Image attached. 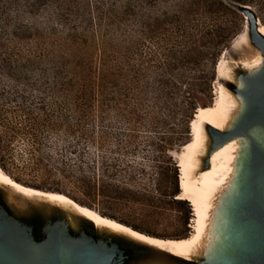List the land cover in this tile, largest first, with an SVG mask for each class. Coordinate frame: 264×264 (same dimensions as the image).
<instances>
[{
	"label": "trees",
	"instance_id": "16d2710c",
	"mask_svg": "<svg viewBox=\"0 0 264 264\" xmlns=\"http://www.w3.org/2000/svg\"><path fill=\"white\" fill-rule=\"evenodd\" d=\"M231 15L225 0H0V151L27 140L34 157L54 138L68 141L66 154L80 158L81 182L92 190L85 165L95 163L101 149L110 173L102 196H134L111 181L131 168L107 151L116 125L158 128L166 123L160 113L175 102L185 129L179 142L189 137L231 41ZM205 64L212 78L205 71L193 80L185 75L190 65ZM98 129L104 131L100 141ZM127 134L119 147L125 155L135 152L128 146L136 137ZM53 159L33 160L43 167ZM70 160L60 168L78 176ZM178 178L162 191L159 205L189 204L177 199Z\"/></svg>",
	"mask_w": 264,
	"mask_h": 264
},
{
	"label": "rangeland",
	"instance_id": "374dc122",
	"mask_svg": "<svg viewBox=\"0 0 264 264\" xmlns=\"http://www.w3.org/2000/svg\"><path fill=\"white\" fill-rule=\"evenodd\" d=\"M225 1L235 11V15L228 16L227 25L232 30V37L226 47L222 48V55L224 52H228V59L231 62L230 67L233 69V73H231V77L224 76L221 78V85L227 88L225 81H229L242 89V83L235 74V70L238 68L236 62L252 56H258L260 59L264 58L257 48L251 46L248 17L243 12L242 7L249 9L256 16L259 24L261 22L264 24V0H239L240 3ZM219 61L211 86L205 92L208 99L207 106L212 105L217 98L216 84L219 81ZM240 69L247 74H256L252 67L241 66ZM199 71H205L209 78L213 77L212 70L207 64L199 69L190 65L185 70V75L193 80L200 77ZM228 90L233 93L230 89ZM235 95L239 96L238 94ZM175 106L176 103L173 102L167 110L161 113L158 111L161 114L160 117L166 120V123L158 128H154L150 123L132 124L130 126L116 125L117 129L113 133L114 136L107 151L112 152L109 153L111 158L120 159L122 162L128 163L131 168L128 172L120 174L111 181L131 190L134 196L130 198L124 196L114 200L102 196L101 191L104 182L109 180L110 173L104 165L106 151L102 152L101 149H97L95 152V163L89 158L92 161L91 166L87 164L88 161L85 165L87 175L93 178L91 186L94 191L90 189L88 184L81 182L80 175L82 174L78 169L80 162L78 159L80 158L75 156H71V158L66 154L65 149L68 146V141L54 138L52 140L54 145L44 148L41 153H36L32 157L30 152L32 148L28 141L18 140L13 143L11 149L0 151V166L13 179L25 186L65 194L79 204L122 224L137 227L145 234L164 239L186 238L194 232V213L192 214L193 209L190 204H175L171 203V200H165L166 202L163 205L158 204V200H162V191L171 188L176 175H180L177 155L182 153L183 146L191 140L190 129L189 137L179 142L180 134L185 129L178 126L177 120H180L181 116L178 115L179 108ZM156 110L159 109L156 108ZM127 133H131L136 137V139H132L133 143L128 146L131 151L135 152L129 155L121 154L119 151L120 145L123 146L126 143L125 140H129L126 137ZM103 135L104 131L98 129V141ZM47 155L53 156L54 159L45 161L43 167L34 165L33 159H45ZM64 160H70L71 167L78 176H75V174L70 176L60 168ZM46 167L52 172H49ZM0 204L13 222L29 227L36 238L42 239L48 235L52 222L47 214L50 208L47 204L26 199L9 189H0ZM83 220L86 219L83 218ZM86 227L87 232L92 233L91 228ZM119 264L184 263L155 250L135 249L128 259H124Z\"/></svg>",
	"mask_w": 264,
	"mask_h": 264
},
{
	"label": "bare ground",
	"instance_id": "6f19581e",
	"mask_svg": "<svg viewBox=\"0 0 264 264\" xmlns=\"http://www.w3.org/2000/svg\"><path fill=\"white\" fill-rule=\"evenodd\" d=\"M259 30L264 36L262 22ZM236 63L239 68L252 67L257 73L264 65V58L252 56ZM230 64L228 52H224L218 66L217 98L212 105L198 108L190 125L191 140L183 146L182 153L177 155L181 192L177 199L188 202L194 213V232L190 236L164 239L145 234L105 217L65 194L25 186L13 179L1 166L0 187L64 211L69 225L76 229L78 221L85 218L108 240L120 237L192 263L205 260L222 263L231 248L233 233L230 209L240 191L251 145L249 138L237 137L219 146L210 132L212 128L223 134L231 133L245 111L242 98L221 85V78L231 77L233 73ZM252 135L256 142H261V135L256 132H252Z\"/></svg>",
	"mask_w": 264,
	"mask_h": 264
},
{
	"label": "water",
	"instance_id": "95a60500",
	"mask_svg": "<svg viewBox=\"0 0 264 264\" xmlns=\"http://www.w3.org/2000/svg\"><path fill=\"white\" fill-rule=\"evenodd\" d=\"M242 9L248 17L251 46L264 57L259 21L249 9ZM235 74L242 89L229 81H225V86L243 99V116L229 134L210 129L219 146L237 137L251 140L240 191L230 209L231 248L222 263H192L158 251L184 264H264V65L256 74H247L239 67ZM252 132L261 135V142H256ZM47 205L52 224L48 235L40 239L29 227L13 222L0 204V264H119L135 249L155 250L120 237L108 240L94 224L83 219L76 229L69 225L64 211ZM86 226L92 233L87 232Z\"/></svg>",
	"mask_w": 264,
	"mask_h": 264
}]
</instances>
